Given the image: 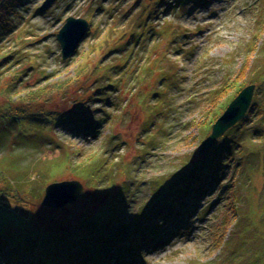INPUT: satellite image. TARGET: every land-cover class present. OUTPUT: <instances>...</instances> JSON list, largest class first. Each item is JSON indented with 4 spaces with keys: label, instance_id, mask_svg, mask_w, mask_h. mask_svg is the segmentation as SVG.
Returning a JSON list of instances; mask_svg holds the SVG:
<instances>
[{
    "label": "rangeland",
    "instance_id": "1",
    "mask_svg": "<svg viewBox=\"0 0 264 264\" xmlns=\"http://www.w3.org/2000/svg\"><path fill=\"white\" fill-rule=\"evenodd\" d=\"M44 1L21 0L0 42V191L17 195L0 192V218L20 244L73 234L72 218L107 202L125 213L106 242L130 236L108 248L112 264H264V0H56L39 11ZM69 16L90 27L64 60ZM250 84L253 110L225 132L221 182L156 221L206 154L211 123ZM68 115L97 133L55 125ZM70 179L84 185L75 203L41 204L49 183Z\"/></svg>",
    "mask_w": 264,
    "mask_h": 264
},
{
    "label": "trees",
    "instance_id": "2",
    "mask_svg": "<svg viewBox=\"0 0 264 264\" xmlns=\"http://www.w3.org/2000/svg\"><path fill=\"white\" fill-rule=\"evenodd\" d=\"M20 2L21 0H0V42L4 35L12 31L14 27L12 16L16 15V9ZM113 87L110 86L109 88ZM227 106L220 112L221 114ZM249 110L251 112L253 107ZM64 118L66 119H63V121L55 122V125L64 124L71 126L75 128V131L82 134L95 135L97 133L95 125L84 117L79 115L69 117L68 115ZM216 119L211 123V126ZM246 119L247 115L242 122L235 125V128H238L239 125L241 126ZM226 135L224 134L220 137L204 156L194 159V164H189L184 174L179 175L175 179V182L171 185L173 187V193L170 196L174 204L162 201L164 205H161L163 208L154 217L156 221L158 219L161 220V215L167 212L168 205L174 206V212L183 213L185 210L184 203L187 199L192 198L193 201H196L206 195L205 193L210 186L214 183L221 182L220 177L223 169L227 166L229 155H232L230 154L228 146L234 141L231 138L226 139ZM80 165L82 164L80 163ZM56 170V168H53L52 172L55 173ZM50 180L52 181L53 178ZM0 192L3 196H6L3 198L4 200H11L10 198L13 196L17 197V195H12V190L5 189V191ZM18 200L22 201L20 203H28L23 198H18ZM115 210L116 208L113 204L103 202L100 208L95 211H89V216L85 214L81 215V217L72 218L80 224V227L76 229L75 233H58L56 234L57 236L52 235L49 239H46L40 244L37 243L32 247L22 246L20 241L16 239L18 233L13 230L16 224L13 223L12 219L6 220L5 218H0V261L5 260L7 264H112V259L114 258V254L112 253L113 249L108 248L118 247L120 243L116 245V242H121L123 239L125 241L126 239L129 240L130 237L129 235H124V237L116 238L112 242H106V238L103 236L106 230L105 227L108 226L112 229L119 222L122 214L125 213L124 210H118L116 212ZM11 213L9 211V214ZM12 217L11 214L9 218ZM150 233L149 238L155 236L154 231H150ZM32 240L37 239L33 236ZM48 246L50 247L48 248ZM120 247L119 251L121 249Z\"/></svg>",
    "mask_w": 264,
    "mask_h": 264
},
{
    "label": "water",
    "instance_id": "3",
    "mask_svg": "<svg viewBox=\"0 0 264 264\" xmlns=\"http://www.w3.org/2000/svg\"><path fill=\"white\" fill-rule=\"evenodd\" d=\"M55 1L45 0L39 7V11H45ZM89 27V22L84 18L69 16L65 20L64 25L57 34L64 60L70 59L76 54L80 44L87 36ZM254 90L255 85L246 86L228 104L224 112L212 124L210 134L199 146V155L207 152L227 130L246 116L253 99ZM83 191L84 185L77 179L55 181L45 187L41 204L50 209L60 210L69 204L75 203Z\"/></svg>",
    "mask_w": 264,
    "mask_h": 264
}]
</instances>
